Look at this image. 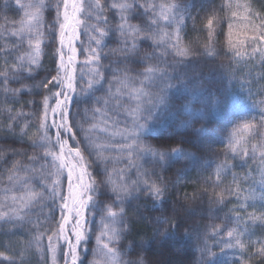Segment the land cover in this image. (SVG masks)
Here are the masks:
<instances>
[{
  "label": "snow or ice",
  "instance_id": "1",
  "mask_svg": "<svg viewBox=\"0 0 264 264\" xmlns=\"http://www.w3.org/2000/svg\"><path fill=\"white\" fill-rule=\"evenodd\" d=\"M16 4L27 9V19L19 21V27L13 23L11 29L5 27L0 33L16 38L15 43L0 48V220L29 237L27 243L40 264H165L163 260L146 259L144 250L152 243L159 246L187 223L191 217L180 214L185 201L200 200L203 212L205 198L208 211L232 198L237 201L229 217L235 227L224 233L227 240L217 241L223 244L220 250L237 249L238 264H254V258L264 261V237L253 239L250 227H264V109L258 122L235 125L224 147L217 150L212 147L213 134L204 119L206 102L216 104L215 93L201 90L204 106L200 108L188 103L173 108L169 97L173 88L194 94L180 71L190 62H210L207 77L217 69L231 73L242 61L258 60L264 67V10L254 12L250 4L238 0H178L160 5L168 30L158 41L155 29L160 24L155 18V4L145 6L139 0L107 5L102 0L88 4L85 0H40L39 4L27 5L16 0ZM44 8L50 9L49 16L54 11L48 22ZM134 9L152 10L153 17L142 22L146 27L131 23ZM234 9H244L246 14L241 17ZM112 11L116 13L115 23L109 19ZM189 21L198 38L185 43ZM225 24L226 48L221 50L228 62L215 64L220 54L215 49L216 38L223 34ZM110 35L116 44L111 48L104 44V37ZM141 42H151L154 52L141 55ZM160 43L166 45L164 57H172L164 60L163 67L148 66L142 72L121 67L152 60L160 55ZM48 44L54 51L50 66L45 67L42 45ZM196 77L203 74L197 72ZM12 83L20 87L13 88ZM183 112L192 118L190 122L166 125L165 114L174 121ZM250 131L261 137L259 144H252L253 158L259 151L258 197L251 187H245L251 170L243 175L232 173L227 183L223 179L237 166V157L249 158L248 138L241 133ZM17 143L22 147H16ZM193 147L223 158L219 162L203 160L197 176L201 187L191 195L177 192L169 204V194L179 179L173 181L164 173L180 158L197 160L189 150ZM212 164L214 170L204 175ZM177 174L182 175L183 170L177 169ZM141 196L152 199L148 212L161 213L144 218L166 227H157L149 240H131L122 246L130 231L126 207ZM257 198L261 201L259 210L239 203ZM136 210L144 214L143 206ZM189 211L194 215L197 210ZM206 228L195 224L186 228L201 253L195 264H206L205 253L213 255ZM211 232L219 235L224 228L213 225ZM93 234L95 245L91 246ZM3 247L0 264H25L24 250L17 256L9 244ZM137 250L141 254L130 258Z\"/></svg>",
  "mask_w": 264,
  "mask_h": 264
},
{
  "label": "trees",
  "instance_id": "2",
  "mask_svg": "<svg viewBox=\"0 0 264 264\" xmlns=\"http://www.w3.org/2000/svg\"><path fill=\"white\" fill-rule=\"evenodd\" d=\"M47 2L48 0H44V3ZM91 2L92 0H85L86 4ZM102 2L107 5L108 3L112 2H124V0H102ZM127 2L132 3L134 0H127ZM176 2H178V0H150V4H155L157 6L155 8V13L160 12V14L164 12V9H162L160 5H170ZM233 2L235 3L236 0H233ZM238 2L241 4H250L252 11L254 12L264 10L261 8V5H264V0H238ZM21 3L26 5L28 3L39 4L40 0H21ZM139 3H142L145 6L149 5L147 0H139ZM6 5L7 7H5ZM26 10L27 9L19 8L16 4V0H0V33H3L5 27L11 29V25L13 23L16 24V27H19V21L22 19H27L25 16ZM234 10H237L241 17L246 14L244 9ZM49 11L50 9L48 8L43 9L46 22L50 21L52 16H54V11L52 12V16H49ZM131 15L135 17L131 20V23L139 24L141 27H146V25L142 22L152 18L153 12L151 9H149L147 12H145L144 9H134ZM115 16V11L109 13V19L112 21V23L116 22L114 19ZM81 18L83 19L84 17L82 16ZM5 20L8 22L7 25L5 24ZM237 23H240V20H237ZM159 24L160 28L155 29L156 39L158 41L160 40V37L163 36L164 31L168 30L167 24L163 18L159 20ZM190 29L191 22L189 21L188 28L185 30L188 33L184 37L185 43L195 41L198 38L197 33L192 32ZM226 33L227 24L224 25L223 34L216 38L215 49L220 54L216 57L215 64L228 62L227 58L223 55V51L221 50L226 48ZM233 38L236 39L235 34ZM5 39H7V45L5 44ZM44 40L47 44V35L45 36ZM199 40L200 43H203V37H200ZM15 42V37H4L0 35V48L10 46ZM104 44L109 48L115 47L116 44L114 35L104 37ZM42 47L44 48V52L41 56V60L44 66L48 67L50 66L54 46L52 44H48L47 47L44 45H42ZM165 48L166 45L164 43H160V55L155 56L152 60H146L142 63H137L134 65H121V67H132L136 70V72H142L148 66L161 68L164 65L165 59L171 60L172 58L171 56L164 57L163 54L165 52ZM139 52L141 55H143L145 52H154V49L151 47V42H141L139 44ZM79 59H82V57L78 56V60ZM0 63H2V57H0ZM105 63H107V61H105ZM209 63L210 62L205 61H201L199 63L190 62L186 67L180 70L189 80V87L194 90L193 95L185 94L184 92L173 88L169 90V97L173 108L176 105L184 103H188L189 107L200 108L204 106L200 98L201 90H203L205 94H210L213 92L215 93L216 104L212 105L210 100L206 102L204 119L207 122L208 131L213 134L211 136L213 141L212 147L219 150L224 147V144L227 142V134L232 131V128L235 125L242 124L244 122L259 121L260 112L262 109H264V67L259 64L258 60L253 62L242 61L239 64L233 66L234 71L231 73L217 69V71L211 77H207ZM0 70H2V68H0ZM197 72L202 73L203 77H196ZM41 75H43L42 72ZM133 75H135V72ZM39 78L40 77L38 76L37 79ZM173 82L175 83V81ZM10 86L13 88L20 87V85L17 83H12ZM0 98H2V93H0ZM23 98L27 99L30 97L25 96ZM191 119L192 118L187 112L178 114L177 119L174 121L169 119L167 114H165V123L169 126L179 125L181 121L190 122ZM196 119V126H199L200 118L198 117ZM20 124L23 125V121H21ZM17 131H19V128ZM182 131H188L192 136L197 135V133L191 129H182ZM241 135L248 138L247 147L249 150V158L245 161L240 157H237V159L234 161L237 166L231 169L230 172H227L223 176V179L224 182L227 183L229 180H231L232 173L243 175L244 173H248L251 170V175L248 182L245 183V187H251L258 197L261 191V187L258 182L260 177L257 174L259 151L256 152L255 158H253L252 144H259L261 137L251 131L247 133H241ZM153 143H155V141H153ZM15 146L22 147V145L18 143ZM242 147L243 145H241V148ZM189 150L196 154L198 158L197 160L186 161L183 158H180L179 163H176L173 165L171 170L164 173L166 177L173 181L179 179V184L171 189L169 194V204L175 199L177 192L180 194L187 192L189 195H191L196 192L199 187H201L197 176L198 173L201 172L200 164L203 160L210 159L219 162V159L223 158L222 156L219 158L213 157L212 153L204 150L202 147H193ZM242 155L243 153L241 152V156ZM109 166L111 167L112 165ZM116 167H120V165H116ZM214 168L215 164H212L211 168L204 170L203 174L207 175L208 172L214 170ZM177 169H182L183 174L178 176ZM236 203L237 201L232 198L225 205H217L211 211H208L207 209L209 206L207 204V198H205L203 204L205 211L201 212L200 200L185 201L184 204L186 207L184 209H180V214L183 216H190L191 218L187 221V223L180 227L175 235L164 238L160 242L159 246L155 243H152L150 246H148L143 252L145 258L148 260H163L165 264H195V261L200 258L201 253L198 252L197 248L194 246V240L186 234V228H189L195 224L198 226H207L206 230L209 234L208 245L213 255H208V253L204 254L206 257V264H234V262L235 264H238L237 258L240 256V252L237 249L228 248H225L222 252L220 249L223 247V244L217 243V241H220L221 238L227 240V237L224 235V233L229 227H235V223L231 221L229 217L231 215L230 210ZM239 203L254 205L255 208L259 210L261 201L257 198L256 200H241ZM152 204L153 202L151 198L146 199L141 196L139 200H133L131 204L126 207V212L129 217L130 231L127 235V238L122 241V246H127L131 240H135L137 242L141 240H149L152 238L153 231L157 227H159L161 230L166 227V225H156L151 219L144 218L145 216L155 218L161 215L159 211H147L152 207ZM138 205L144 207L143 215L140 211L136 210ZM192 208L197 210L194 215L189 211V209ZM248 211H253V207H248ZM165 214L171 215L170 212H166ZM96 219L99 221L100 217L97 216ZM217 224L224 228V232L220 233L219 235H213L211 228L213 225ZM241 227H243V225ZM250 227L254 233L252 236L253 239L256 237H264V227L259 224ZM156 239L159 240L160 237L157 236ZM28 240L29 237L26 234L12 229L11 225L0 220V251H4L3 245L7 243L9 244L10 248L15 249V255L17 256L20 254L21 250L26 252L25 264H40L38 256L29 247L27 243ZM94 245L95 234H93L91 246ZM140 254V250H137L130 258H135ZM88 258H92L91 253H89ZM85 264H87V262H85ZM254 264H264V261L254 258Z\"/></svg>",
  "mask_w": 264,
  "mask_h": 264
},
{
  "label": "rangeland",
  "instance_id": "3",
  "mask_svg": "<svg viewBox=\"0 0 264 264\" xmlns=\"http://www.w3.org/2000/svg\"><path fill=\"white\" fill-rule=\"evenodd\" d=\"M147 1L149 2V5H150V0H147ZM155 18H157L158 20H161L162 19L160 12L155 13Z\"/></svg>",
  "mask_w": 264,
  "mask_h": 264
}]
</instances>
